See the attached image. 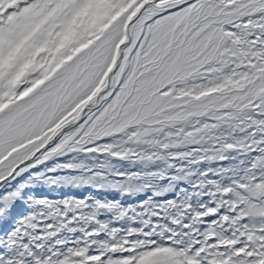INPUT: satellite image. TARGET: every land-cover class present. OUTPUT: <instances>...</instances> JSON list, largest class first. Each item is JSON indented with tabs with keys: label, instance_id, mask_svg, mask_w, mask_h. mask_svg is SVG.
Returning <instances> with one entry per match:
<instances>
[{
	"label": "snow or ice",
	"instance_id": "obj_1",
	"mask_svg": "<svg viewBox=\"0 0 264 264\" xmlns=\"http://www.w3.org/2000/svg\"><path fill=\"white\" fill-rule=\"evenodd\" d=\"M0 264H264V0H0Z\"/></svg>",
	"mask_w": 264,
	"mask_h": 264
},
{
	"label": "rangeland",
	"instance_id": "obj_2",
	"mask_svg": "<svg viewBox=\"0 0 264 264\" xmlns=\"http://www.w3.org/2000/svg\"><path fill=\"white\" fill-rule=\"evenodd\" d=\"M92 192L91 189H82V190H75V189H60V190H43L41 192L42 195H47L50 198H61V197H65V196H84L85 194ZM96 194V193H93ZM99 195V194H96ZM108 196V198H114V194H106ZM115 198H119V197H115ZM127 203H135V201L133 200H127Z\"/></svg>",
	"mask_w": 264,
	"mask_h": 264
}]
</instances>
